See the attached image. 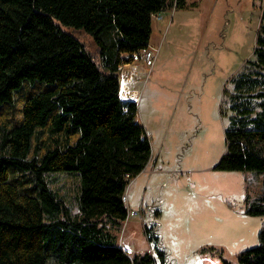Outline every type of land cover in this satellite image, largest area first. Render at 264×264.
Segmentation results:
<instances>
[{
    "label": "trees",
    "instance_id": "trees-1",
    "mask_svg": "<svg viewBox=\"0 0 264 264\" xmlns=\"http://www.w3.org/2000/svg\"><path fill=\"white\" fill-rule=\"evenodd\" d=\"M174 2L186 0H0V264H166L163 251L129 256L119 243L123 196L152 157L138 105L121 100L120 67ZM62 26L89 34L98 60ZM228 84L216 169L257 172L262 198L249 212L264 216V12L253 57ZM52 174L80 178L77 214ZM217 253L204 248L202 264H232ZM238 261L264 264V223Z\"/></svg>",
    "mask_w": 264,
    "mask_h": 264
},
{
    "label": "rangeland",
    "instance_id": "rangeland-1",
    "mask_svg": "<svg viewBox=\"0 0 264 264\" xmlns=\"http://www.w3.org/2000/svg\"><path fill=\"white\" fill-rule=\"evenodd\" d=\"M263 12L264 0H186L153 16L150 44L158 55L137 103L152 157L127 188L139 215L118 233L131 256L160 250L166 264H202L203 249L216 247L217 256L239 264V253L259 245L264 216L249 211L261 203V176L216 167L226 151L223 90L232 88L228 82L253 57ZM62 28L98 60L89 34ZM123 88L121 100L134 102L124 98ZM46 178L77 214L80 178ZM149 207L156 210L155 220ZM147 228L159 239L151 242Z\"/></svg>",
    "mask_w": 264,
    "mask_h": 264
},
{
    "label": "built area",
    "instance_id": "built-area-1",
    "mask_svg": "<svg viewBox=\"0 0 264 264\" xmlns=\"http://www.w3.org/2000/svg\"><path fill=\"white\" fill-rule=\"evenodd\" d=\"M157 55L158 50L150 45L140 52L135 53L133 55L132 63L120 67L121 85L125 86V88H123V95L126 100H132L136 102V104L139 103L143 91L150 79L151 72L157 59ZM144 68L149 69L146 75H143L142 73V70ZM123 202L128 210V217L126 220V223H128L131 218L138 216L139 212L131 207L127 192L123 196ZM148 209L150 210L151 218L155 220L153 216L156 215L155 208L149 207ZM158 226H160V223ZM120 246L126 254L131 256L132 250L127 245H124L121 242Z\"/></svg>",
    "mask_w": 264,
    "mask_h": 264
},
{
    "label": "crops",
    "instance_id": "crops-1",
    "mask_svg": "<svg viewBox=\"0 0 264 264\" xmlns=\"http://www.w3.org/2000/svg\"><path fill=\"white\" fill-rule=\"evenodd\" d=\"M151 45V44H150ZM130 69H132V68H130ZM160 226H161V224H160Z\"/></svg>",
    "mask_w": 264,
    "mask_h": 264
}]
</instances>
